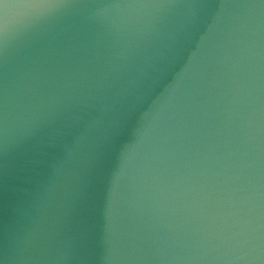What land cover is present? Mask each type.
Listing matches in <instances>:
<instances>
[{"label": "water", "instance_id": "obj_1", "mask_svg": "<svg viewBox=\"0 0 264 264\" xmlns=\"http://www.w3.org/2000/svg\"><path fill=\"white\" fill-rule=\"evenodd\" d=\"M0 264H264V0H0Z\"/></svg>", "mask_w": 264, "mask_h": 264}]
</instances>
